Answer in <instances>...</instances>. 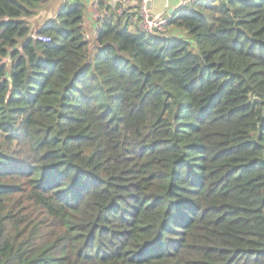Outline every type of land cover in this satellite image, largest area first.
Returning a JSON list of instances; mask_svg holds the SVG:
<instances>
[{
  "label": "trees",
  "instance_id": "trees-1",
  "mask_svg": "<svg viewBox=\"0 0 264 264\" xmlns=\"http://www.w3.org/2000/svg\"><path fill=\"white\" fill-rule=\"evenodd\" d=\"M48 2L0 0V264H264V0Z\"/></svg>",
  "mask_w": 264,
  "mask_h": 264
},
{
  "label": "built area",
  "instance_id": "built-area-1",
  "mask_svg": "<svg viewBox=\"0 0 264 264\" xmlns=\"http://www.w3.org/2000/svg\"><path fill=\"white\" fill-rule=\"evenodd\" d=\"M149 0H106L103 6L99 2L93 1L89 3L92 8L93 21L104 20L110 16L109 9L111 11L115 10L117 15H128L131 13L135 14V18L138 20V27L145 33L163 35L166 33L167 21L162 18L163 14H154L152 8H147V3ZM84 2V0H83ZM190 1H184L182 6L188 5ZM85 4V2H84ZM97 30L93 32L95 35ZM86 35V34H85ZM89 39V37L86 35ZM32 38L37 39L42 42H49L48 36L42 35H32Z\"/></svg>",
  "mask_w": 264,
  "mask_h": 264
},
{
  "label": "crops",
  "instance_id": "crops-1",
  "mask_svg": "<svg viewBox=\"0 0 264 264\" xmlns=\"http://www.w3.org/2000/svg\"><path fill=\"white\" fill-rule=\"evenodd\" d=\"M93 1L94 0H84L85 7H86V10L84 13V25L87 27H90L91 32L86 33V35L89 37V39L91 37H93V32L96 29V23H95V21H93V17H92V8L89 6V3L93 2ZM95 1L99 2L101 6H103L106 2V0H95ZM153 1L157 2V6L155 7L154 10H153V2H152L151 8H152V11L154 14H164L169 7L177 6V4L179 2V0H167V2H166V0H153ZM63 2H64V0H63ZM32 33H35V32H32Z\"/></svg>",
  "mask_w": 264,
  "mask_h": 264
},
{
  "label": "rangeland",
  "instance_id": "rangeland-1",
  "mask_svg": "<svg viewBox=\"0 0 264 264\" xmlns=\"http://www.w3.org/2000/svg\"><path fill=\"white\" fill-rule=\"evenodd\" d=\"M65 1V0H64ZM63 0H49L47 3L46 9H43L36 13L35 16L29 19L30 27L32 32H35L41 25L47 23L50 19L55 16V13L60 8ZM157 6V2L153 1V10ZM86 32L90 33V27L85 26Z\"/></svg>",
  "mask_w": 264,
  "mask_h": 264
},
{
  "label": "water",
  "instance_id": "water-1",
  "mask_svg": "<svg viewBox=\"0 0 264 264\" xmlns=\"http://www.w3.org/2000/svg\"><path fill=\"white\" fill-rule=\"evenodd\" d=\"M184 1H193V0H179L177 6L169 7L166 12L162 15L164 20H168L171 16L175 15L177 11L182 7ZM153 0H149L147 3V8L151 9ZM167 2V0H166Z\"/></svg>",
  "mask_w": 264,
  "mask_h": 264
}]
</instances>
